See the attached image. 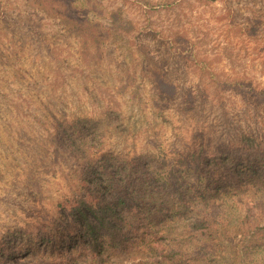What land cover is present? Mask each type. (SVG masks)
<instances>
[{"label": "rangeland", "instance_id": "rangeland-1", "mask_svg": "<svg viewBox=\"0 0 264 264\" xmlns=\"http://www.w3.org/2000/svg\"><path fill=\"white\" fill-rule=\"evenodd\" d=\"M70 1L0 0V264H68L84 158L109 153L163 179L164 164L200 147L246 173L234 161L249 154L242 136L264 145V0H76L73 12L99 24L94 39ZM65 127L84 141L68 149ZM238 223L218 234L237 243ZM228 248L212 264H230Z\"/></svg>", "mask_w": 264, "mask_h": 264}, {"label": "trees", "instance_id": "trees-1", "mask_svg": "<svg viewBox=\"0 0 264 264\" xmlns=\"http://www.w3.org/2000/svg\"><path fill=\"white\" fill-rule=\"evenodd\" d=\"M63 1L58 0V5ZM71 1L65 8L69 14L72 9L74 19L91 37L99 24L88 16L81 19L78 11L73 12L76 0ZM197 65L214 77L204 61L198 60ZM228 83L244 92L253 91L237 80ZM260 95L264 97V92ZM60 137H67L68 149H72L86 136L65 127ZM242 141L249 154L246 158L240 154L234 161L247 164L246 173L227 168L218 150L202 147L164 164L168 174L163 179L140 167H124L109 153L84 158L82 172L89 177L86 190L66 208L76 224L68 235L78 247L67 255V263L106 264L120 257L122 264H212L228 246L230 264H264V181L251 178L252 157L264 160V145L248 135ZM237 221L242 232L237 243L227 234H218L223 224ZM130 234L140 235L131 241ZM141 234H151L150 240ZM154 234L169 240L173 235L179 241L166 245Z\"/></svg>", "mask_w": 264, "mask_h": 264}]
</instances>
